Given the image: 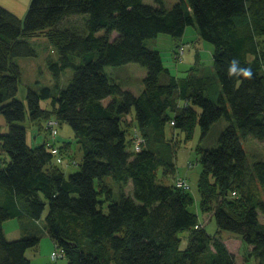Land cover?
I'll return each instance as SVG.
<instances>
[{"label": "trees", "instance_id": "obj_1", "mask_svg": "<svg viewBox=\"0 0 264 264\" xmlns=\"http://www.w3.org/2000/svg\"><path fill=\"white\" fill-rule=\"evenodd\" d=\"M154 1L31 0L24 20L0 5V112L9 124L0 133V264H35L26 252L40 234L25 221L41 220L47 209L45 231L68 264H236L224 230L252 246L247 259L264 264V157L250 159L242 143L264 140V0ZM69 15L84 23L62 24ZM189 25L213 45V69L197 64L179 76L146 41L160 33L182 38ZM34 34L57 50L48 56L55 85L67 68L74 75L57 95L49 86L29 88L25 104L16 58L37 55L26 39ZM131 62L146 68L137 94L126 88L129 78L106 70ZM27 113L32 122L72 126L83 149L79 170L63 171L55 142L28 143ZM223 118L217 145L206 144ZM126 125L134 127L129 137ZM197 125L200 205L215 217V234L189 209L186 180L158 181L160 169L175 175L178 135L192 137ZM136 131L144 138L137 151ZM59 147L65 156L69 146ZM15 217L24 230L11 240L4 222Z\"/></svg>", "mask_w": 264, "mask_h": 264}, {"label": "rangeland", "instance_id": "obj_2", "mask_svg": "<svg viewBox=\"0 0 264 264\" xmlns=\"http://www.w3.org/2000/svg\"><path fill=\"white\" fill-rule=\"evenodd\" d=\"M30 1L31 0H0V5L8 8L24 20ZM164 1L166 6L171 7L178 0ZM144 2L155 4L154 0H144ZM83 23V15H69L62 21V24L82 25ZM255 34L258 33L255 31ZM26 39L32 46L36 48L37 55L16 58L22 71V78L17 97L25 104H27L26 96L29 88L40 92L44 86H49L53 88L54 94L57 95L61 88L68 86L71 78L74 75V69L67 68L62 74L60 84L55 85L54 78L48 66V56L54 55L57 57V50L52 46L45 34H34L27 37ZM146 42L149 47L160 51L164 64L168 66L176 75L185 76L188 69L197 64L207 67L210 71L213 69V45L209 41L201 38L197 29V25H189L186 28L182 38L177 39L170 34L160 33L157 37L147 39ZM182 46H184V51L181 49ZM113 68L114 67L112 66H107L106 70H109L110 73L116 75L112 71ZM117 68L121 69L119 70V73H121L120 77L122 79L129 78V82L135 89L139 87L141 83L138 81H140V78L144 75V73H146V68L144 66L133 62L115 67V69ZM105 102L107 101L105 100ZM42 105L45 108H51V99H42ZM126 117L129 122L133 121L132 114H128ZM47 122L45 119L32 122L29 119L28 113L26 114V119L21 122V124L27 128L28 143L34 146L43 141H50L51 143L55 142L57 145L62 147L63 145H68L69 148L64 149L66 154L65 159L60 165H62L61 167L67 175L79 170L81 168L83 149L82 143L78 140L74 129L69 123L62 121L57 125L58 133L54 136L52 135L49 126H47ZM225 123L226 120L223 118L213 125L211 134L207 140H205L206 144H210V146L217 145V137L220 134V128H222ZM125 128H129V137V135L133 133L134 127H127L126 125ZM8 131L9 124L5 115L0 112V133H6ZM178 136L180 147L177 151V171L175 175H164L162 169H160L158 172V181L171 184L176 180V178L178 179L179 177L186 180L187 184L189 185V194L192 197V202L189 204V209L198 215L200 222L205 225L206 229L210 233L215 234L219 229L215 217L211 216V219H208L210 213H207L206 215V212L202 211L200 205L201 195L198 183L202 172V165L200 162V156L197 152V145L199 144L201 137L200 126H196L195 133L190 138H187L185 134L181 133ZM242 143L248 152L250 159L253 160L254 158L264 157V140L255 138L253 136H248L242 140ZM129 148L131 147L129 146ZM107 179L108 181L114 183L111 176H107ZM180 186H185V184ZM124 191L129 193L131 191V185H127ZM47 211L48 209L46 210L45 215L47 214ZM44 216L41 220H34L32 222L25 221V225L27 227L30 226L29 228L32 229V232H37L40 234V243L35 247L28 248L26 254L33 260L32 262L35 264H68V257L66 255H62L57 259L52 258V252L56 249V245L52 238L45 231ZM261 218L262 221H264V215H262ZM18 224L20 225L19 218L16 217L7 219L4 222V230L8 239H17L22 236L21 232L13 230V228H15ZM228 234L233 233L225 230L223 231V236H228ZM180 235L184 236L183 234ZM183 238L182 246H185L186 237ZM239 247H241V251L239 249L240 254L238 256V260L234 254L235 259L238 261V264H244L242 257L244 255L242 245ZM245 262L246 264L252 263L248 261Z\"/></svg>", "mask_w": 264, "mask_h": 264}, {"label": "crops", "instance_id": "obj_3", "mask_svg": "<svg viewBox=\"0 0 264 264\" xmlns=\"http://www.w3.org/2000/svg\"><path fill=\"white\" fill-rule=\"evenodd\" d=\"M119 70H121V69H112V71H117V73H119ZM144 75H145V73H144ZM143 75V76H144ZM119 76H121V73H119ZM142 76V77H143ZM138 82H140L141 84L139 85V87H137L136 89L135 88H133L132 87V84L130 83L129 85H127L126 86V88H129L130 90H132L134 93H139L141 90H142V88H143V84H142V82L141 81H138ZM107 100H109V99H107ZM127 118V117H126ZM206 215H207V213H206ZM205 215V216H206ZM211 216H212V214L210 213V215L208 216V219L210 218L211 219ZM19 223H20V225L18 224L15 228H13V230L14 231H18V232H21V233H23V227L21 226V221L19 220ZM202 224V223H201ZM202 225H204V224H202ZM5 231V230H4ZM6 236H7V234H6ZM221 238L224 240V242H225V244H226V246L228 247V249L231 251V252H233L235 255H236V259L238 260V256H239V249L241 248V247H239L240 245H242V249H243V261H244V264H246V262L245 261H248V262H252L251 264H253V262H254V264H257V261H256V259L254 258V257H249L248 259L246 258V255H247V252L252 248V246H248V245H245L244 243H243V240H242V238L239 236V235H236V234H228V236H223V231L221 232ZM187 242V241H186ZM240 251H241V249H240ZM29 257V256H28ZM30 258V257H29ZM31 259V258H30ZM32 260V259H31ZM254 260V261H253ZM33 261V260H32ZM236 264H238V261H236Z\"/></svg>", "mask_w": 264, "mask_h": 264}, {"label": "built area", "instance_id": "obj_4", "mask_svg": "<svg viewBox=\"0 0 264 264\" xmlns=\"http://www.w3.org/2000/svg\"><path fill=\"white\" fill-rule=\"evenodd\" d=\"M182 51H184V46H182ZM47 126H49V129L51 130V133L52 135H56L58 133V129H57V125L59 124V121L56 119V118H50L47 122ZM143 141H144V138L143 136L141 135V133L139 131H136L135 133V137L133 139V146H134V149L137 151V150H140L142 148V145H143ZM52 153L54 154L55 156V160L58 162V163H61L64 161L65 159V156L63 155V151L60 149V147L56 144L52 147L51 149ZM187 186V184L180 180L178 182V185H184ZM65 254V250L61 247H57L53 252H52V258L53 259H57L58 257L62 256Z\"/></svg>", "mask_w": 264, "mask_h": 264}]
</instances>
